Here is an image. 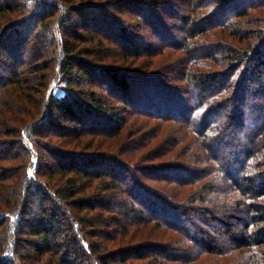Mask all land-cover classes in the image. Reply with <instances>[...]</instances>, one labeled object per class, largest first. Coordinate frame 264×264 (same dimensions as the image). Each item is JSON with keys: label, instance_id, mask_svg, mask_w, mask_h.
Returning a JSON list of instances; mask_svg holds the SVG:
<instances>
[{"label": "trees", "instance_id": "obj_1", "mask_svg": "<svg viewBox=\"0 0 264 264\" xmlns=\"http://www.w3.org/2000/svg\"><path fill=\"white\" fill-rule=\"evenodd\" d=\"M0 264H264V0H0Z\"/></svg>", "mask_w": 264, "mask_h": 264}, {"label": "rangeland", "instance_id": "obj_2", "mask_svg": "<svg viewBox=\"0 0 264 264\" xmlns=\"http://www.w3.org/2000/svg\"><path fill=\"white\" fill-rule=\"evenodd\" d=\"M50 75V74H49ZM41 93L44 92V95H54V96H62L63 94V83L58 81V78L50 75V79L48 80L47 87L40 91Z\"/></svg>", "mask_w": 264, "mask_h": 264}]
</instances>
